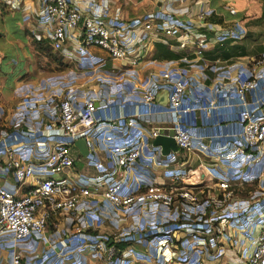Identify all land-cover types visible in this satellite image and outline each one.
I'll return each instance as SVG.
<instances>
[{
    "label": "built area",
    "instance_id": "built-area-1",
    "mask_svg": "<svg viewBox=\"0 0 264 264\" xmlns=\"http://www.w3.org/2000/svg\"><path fill=\"white\" fill-rule=\"evenodd\" d=\"M0 1L9 5L24 3V0ZM34 1L37 4V19L41 25L38 36L46 39L49 46L62 55L74 48L99 66L104 64L105 58L94 57L91 47H98L108 57L123 60L132 66L142 60L148 36L158 34L175 36L180 47L192 43L197 55H201L204 48L205 41L198 34V24L176 20L168 13L162 15L159 11H151L143 18L129 19L117 14L109 15L108 0ZM22 7L25 5L22 4ZM229 10L235 11L233 7ZM210 13L208 7L202 8L197 12V18L203 19ZM217 32L216 40H238L244 36L245 29L235 21L233 26L218 29ZM200 71L203 78L207 77L203 68ZM95 78L102 87L114 82L113 76L106 73L98 74ZM258 78V74L249 72L243 79L235 78L233 83L224 78L215 80L216 95H224L228 100L237 97L241 129L237 135H232L216 148L215 155L218 160L226 163L233 171L230 176L224 172L219 173L216 185L222 191L221 195L203 202L193 189L183 184L191 172L185 166L170 171L169 186L144 183L131 187L128 184L129 169H147V159H156L154 149L158 148L151 144L148 137L154 138L159 133V128L164 126L150 127L147 134L143 126V122L150 120L153 114L166 112L170 116L169 127L173 128L172 137L179 148L198 149L203 153H209L211 149L210 142L201 138L196 140L192 125L183 121V115L195 108L209 115L216 105L215 98L210 97L203 102L198 97L195 105L187 103L191 78L183 69H165L158 78L147 76L142 83L141 110L104 121L107 126L101 136L104 148L108 157L123 170L120 178L110 175L104 168L91 180L68 172L75 160L72 151L74 141L83 137L86 145L92 148V139L98 136V119L95 113L99 98L86 94L79 99L70 86L64 92L55 91L57 95H62L49 107L50 120L21 132L23 135H30L43 128L51 132L44 139H50L53 143L39 154V160L34 161L30 154H25L12 144L0 148V153L6 157L2 169L12 170L16 182L14 188L0 185V247L10 250L11 264H25L22 262L23 247L35 248V243L39 241L52 247L44 252L39 264H63V257L84 249L91 250L105 264H132L127 257L133 251L125 249L126 246L120 249L117 244L131 240L141 242L147 234L138 233L136 236L117 233L112 237L114 241L110 242V234L87 233L80 229L71 231L66 227L63 238H59L57 232L46 235L49 220L55 216H65L64 222L68 226L77 224L87 228L102 223V207L97 202L88 201L99 189L103 206L112 210H130L152 205L173 208L177 229L183 233V238L179 249L172 253L181 264H202L200 255L209 252L210 242L219 247L216 254L211 253L212 256H218L222 248L219 244L220 237L235 248L244 264H264V197L252 194L245 199L236 198L232 185L234 182L256 180L263 186L264 168L257 173H251L250 169L254 165L264 164V97L253 105L246 98L248 90L258 85ZM126 80L133 78L122 79ZM233 84L235 85L232 86ZM162 87L167 90V106L163 111L154 104L156 93ZM21 104L16 113L20 120L16 123L18 126L22 123L28 125L26 118L33 117L31 108L35 109V105L26 99ZM117 129L120 130L119 134L114 132ZM146 150H153L154 154ZM31 177V186L22 191L21 187ZM209 205L216 211L204 216L203 211ZM155 226L164 235L160 239L163 241L161 245L166 246L173 232L163 223ZM225 228H229L230 232H224ZM232 230L235 234H232ZM162 253L161 248L159 257L156 258L167 260L165 256L161 258Z\"/></svg>",
    "mask_w": 264,
    "mask_h": 264
},
{
    "label": "crops",
    "instance_id": "crops-1",
    "mask_svg": "<svg viewBox=\"0 0 264 264\" xmlns=\"http://www.w3.org/2000/svg\"><path fill=\"white\" fill-rule=\"evenodd\" d=\"M108 3L109 15L117 14L119 17L135 19L143 18L151 11H159L162 15L170 14L176 20L198 24V34L205 41L201 55H197L195 45L192 43L180 47L175 36L158 34L148 36L142 60L132 66L123 60L108 57L106 52L98 47H91L90 51L95 54L94 57L105 58L104 64L99 66L74 48H70L62 55L50 46L51 50H46V46L41 47L48 42L38 36L41 25L37 19V4L34 0H24L22 3L25 5L24 8L20 2L9 5L0 1V148L12 144L25 154H30L34 161L39 160V154L53 143L50 139H44L45 135L51 132L45 128L30 135H23L21 132L49 121V107L62 95H57L55 91L64 92L70 86L76 91L79 99L90 94L98 97L99 102L95 113L98 119V136L92 139V148L86 145L83 137L74 141L72 151L75 160L68 172L91 180L98 175L101 168H104L110 175L120 178L123 170L108 157L104 148L101 137L107 128L104 121L141 110L142 83L147 76L158 78L165 69L179 68L191 78L187 103L195 105L198 97L203 102L210 97L215 98L216 105L209 115L199 108L183 115V121L192 125L196 140L201 138L205 142H210L211 149L209 153H203L198 149L187 150L178 147L176 150L163 152L161 145L154 144L153 138L148 137L151 144L158 148L154 149L156 159H147L149 163L147 169L141 170L138 167L129 169L128 184L131 187L144 183L169 186L170 171L185 166L189 167L191 172L183 184L193 189L202 202L213 196H220L222 191L216 185L219 173L224 172L230 176L233 169L218 160L215 155L216 148L232 135L239 133L241 121L237 97L228 100L224 95H216L215 80L224 78L233 83L235 78L243 79L249 72L258 74V85L246 93L247 102L253 105L264 97V0H108ZM206 7L211 10L209 15L214 14L217 20H208L209 15L203 19L197 18V12ZM230 7L235 11L230 12ZM235 21L244 26L245 33L241 39H215L218 29L233 26ZM54 56H58L61 62L58 63ZM201 68L207 77H202ZM105 73L112 75L114 82L102 87L95 77ZM128 78L133 80L122 81ZM129 81L133 82L135 87ZM25 99L35 105L34 110L31 108L33 117L26 118L28 125L22 123L18 126L16 123L20 120L16 113L18 106H21ZM154 104L162 111L166 109L167 90L164 87L156 93ZM143 124L147 134L148 128L168 127L171 121L166 112H161L153 114L150 120L144 121ZM119 131L117 129L114 132L119 134ZM146 152L154 154L153 150ZM5 159V155L0 153V185L14 188L16 182L12 170L2 169ZM262 168L264 164L254 165L250 172L257 173ZM32 182L31 177L21 190L26 191ZM232 185L238 187L237 190H242L245 186L252 187L241 194L235 189L236 198L245 199L252 194L264 197V175L263 186L256 180L234 182ZM100 191L97 190L88 201L97 202L102 207V223L87 228L77 224L68 226L64 222L65 216H55L49 220L46 235L50 236L57 232L58 237L63 238L66 227L71 231L80 229L87 233L110 234V242L114 241L112 237L117 233L136 236L138 233L147 234L141 242L131 240L125 243V249L133 251V254L127 257L132 264H181L172 253L176 252L183 238V233L177 229L178 223L174 219L173 208L152 205L130 210H112L103 206ZM215 211L209 205L203 211L204 216H209ZM160 223L173 232L166 246L161 245L163 241L160 240L164 235L156 230L155 225ZM224 232H230V229L225 228ZM232 234H235L233 230ZM219 244L222 245L221 252L219 251L220 254L215 257L211 253L216 254L219 247L209 243V252L200 255L202 264H244V260L226 239L220 237ZM50 248L52 247L42 241L35 243V248L23 247L22 262L39 264L44 252ZM161 248L163 249L161 258L165 256L167 260L156 258L159 257L158 252ZM55 250L58 251V248ZM171 254L173 258L170 257ZM10 256L9 249L0 247V264H11ZM63 260V264H105L89 249L75 251L63 257Z\"/></svg>",
    "mask_w": 264,
    "mask_h": 264
},
{
    "label": "water",
    "instance_id": "water-1",
    "mask_svg": "<svg viewBox=\"0 0 264 264\" xmlns=\"http://www.w3.org/2000/svg\"><path fill=\"white\" fill-rule=\"evenodd\" d=\"M172 127L159 128V133L153 138L154 144L161 145L163 152H169L170 150H176L178 148L174 138L172 137ZM84 142L85 140L82 139ZM80 141V140H79ZM78 143V142H77Z\"/></svg>",
    "mask_w": 264,
    "mask_h": 264
},
{
    "label": "trees",
    "instance_id": "trees-1",
    "mask_svg": "<svg viewBox=\"0 0 264 264\" xmlns=\"http://www.w3.org/2000/svg\"><path fill=\"white\" fill-rule=\"evenodd\" d=\"M210 16V17H209ZM208 16V20H210V21H215V20H217L216 18H215V15L214 14H212V15H209ZM46 46V50H51V48L49 47V45L47 44V43H45L44 45H42L41 47H45ZM54 58L57 60V62L58 63H60L61 62V59L58 57V56H54ZM180 149H183V148H180ZM238 188V187H237ZM248 188H252V187H250V186H245L244 188H242V190H238L237 192L239 193V194H241V193H245L246 191H247V189ZM117 246H118V248H123L124 246H125V243H118L117 244Z\"/></svg>",
    "mask_w": 264,
    "mask_h": 264
},
{
    "label": "rangeland",
    "instance_id": "rangeland-1",
    "mask_svg": "<svg viewBox=\"0 0 264 264\" xmlns=\"http://www.w3.org/2000/svg\"><path fill=\"white\" fill-rule=\"evenodd\" d=\"M46 49H47V48H46ZM234 188L236 189V192H237V191H238V190H237V187H234Z\"/></svg>",
    "mask_w": 264,
    "mask_h": 264
}]
</instances>
